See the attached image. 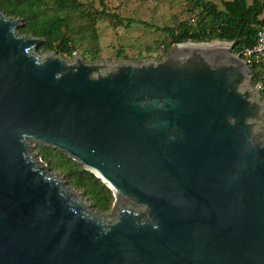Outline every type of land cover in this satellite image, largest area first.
<instances>
[{
	"label": "water",
	"instance_id": "obj_1",
	"mask_svg": "<svg viewBox=\"0 0 264 264\" xmlns=\"http://www.w3.org/2000/svg\"><path fill=\"white\" fill-rule=\"evenodd\" d=\"M21 20L0 12V264H264V99L239 33L89 61L37 54ZM32 142L99 178L111 212Z\"/></svg>",
	"mask_w": 264,
	"mask_h": 264
},
{
	"label": "trees",
	"instance_id": "obj_2",
	"mask_svg": "<svg viewBox=\"0 0 264 264\" xmlns=\"http://www.w3.org/2000/svg\"><path fill=\"white\" fill-rule=\"evenodd\" d=\"M190 10L196 15L191 16L174 26H156L166 38L164 52L172 44L191 42L232 41L239 33V40L233 45L232 52L240 53L244 48L254 44L257 28L264 23L260 17L264 8V0H220L218 7L209 0H187ZM103 4V2L101 1ZM81 12L90 22L91 34L95 31L94 22L99 18H107L113 26H130L131 23H144L138 19L124 18L105 8L89 12L79 0H0V12L8 16L21 17L19 32L32 34L42 38L40 48L53 50L57 54L71 56L78 48L73 32L70 31L69 12ZM251 15V16H250ZM64 34V35H63ZM86 60L99 59L97 43L83 48ZM252 83L259 82L260 94L264 98V64H250ZM40 152L52 169H61L67 182L78 188L89 197L93 206L99 211H106L113 201L111 190L92 172L84 169L81 164L67 156L59 149L40 147Z\"/></svg>",
	"mask_w": 264,
	"mask_h": 264
},
{
	"label": "rangeland",
	"instance_id": "obj_3",
	"mask_svg": "<svg viewBox=\"0 0 264 264\" xmlns=\"http://www.w3.org/2000/svg\"><path fill=\"white\" fill-rule=\"evenodd\" d=\"M83 7L89 12L101 10L105 8L107 11L115 12L121 17L138 19L143 23H131L130 26L124 25L113 26L109 19L99 18L94 22L95 31L91 34L92 29L89 19L81 12H69L70 16V31L73 32V37L76 39L78 48L74 51L79 53L84 59L83 48L93 43H97L99 48V59L106 61L115 60H150L160 59L167 52H164V42L169 39L166 35L156 30V26H174L180 21H183L191 16L196 15V11L190 10V5L187 0H79ZM103 2V4L101 3ZM215 3L219 8L222 7L220 0H209ZM251 3L252 0H247ZM264 16V8L260 17ZM22 23V20H21ZM21 25V24H20ZM19 25V26H20ZM64 35V34H63ZM42 38L36 45V53L42 54L52 52L54 55H59L62 58L70 59L71 56L57 54L53 50H44L40 48ZM170 49V48H169ZM251 77V76H250ZM252 82V80H251ZM253 84V83H252ZM254 85V84H253ZM260 90V88H259ZM262 97V96H261ZM262 99H264L262 97ZM31 152L40 158L43 163L49 168L52 173H57L64 185L69 189H74L76 193L81 194L83 200L88 204V207L100 214L111 212L112 204L106 211H99L93 206L89 197L83 192L67 182L65 175L61 169H52L49 162L43 159L40 147H49L38 142L31 143ZM53 148V147H50ZM55 149V148H53ZM112 193V192H111ZM113 196V194H112ZM114 200V197H113Z\"/></svg>",
	"mask_w": 264,
	"mask_h": 264
},
{
	"label": "built area",
	"instance_id": "obj_4",
	"mask_svg": "<svg viewBox=\"0 0 264 264\" xmlns=\"http://www.w3.org/2000/svg\"><path fill=\"white\" fill-rule=\"evenodd\" d=\"M237 55L245 61L249 66L250 64H264V23L256 30L255 42L252 46L244 48ZM260 88L261 83L256 85Z\"/></svg>",
	"mask_w": 264,
	"mask_h": 264
}]
</instances>
